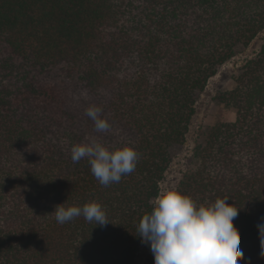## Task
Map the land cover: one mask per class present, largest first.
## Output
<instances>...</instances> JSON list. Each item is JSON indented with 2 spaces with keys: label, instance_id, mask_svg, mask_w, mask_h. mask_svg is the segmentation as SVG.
I'll return each mask as SVG.
<instances>
[{
  "label": "trees",
  "instance_id": "trees-1",
  "mask_svg": "<svg viewBox=\"0 0 264 264\" xmlns=\"http://www.w3.org/2000/svg\"><path fill=\"white\" fill-rule=\"evenodd\" d=\"M264 0H0V264H133L170 150ZM215 100L147 264H264V42Z\"/></svg>",
  "mask_w": 264,
  "mask_h": 264
},
{
  "label": "rangeland",
  "instance_id": "rangeland-1",
  "mask_svg": "<svg viewBox=\"0 0 264 264\" xmlns=\"http://www.w3.org/2000/svg\"><path fill=\"white\" fill-rule=\"evenodd\" d=\"M263 42L264 30L247 47H238L235 56L224 63L216 75L208 80L195 105L185 141L170 150V163L159 186V197L153 201V213L148 219V227L133 264H147L159 251L163 238L169 235L170 204L178 183L183 176L198 168L200 151L204 147L209 130L222 117L233 119L234 111L219 104L215 98L218 93L234 87L238 70L258 53Z\"/></svg>",
  "mask_w": 264,
  "mask_h": 264
}]
</instances>
